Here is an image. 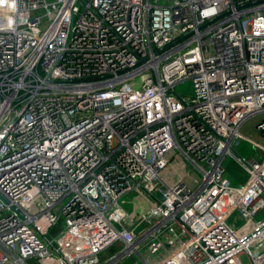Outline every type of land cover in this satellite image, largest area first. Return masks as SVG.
<instances>
[{"label": "built area", "instance_id": "1", "mask_svg": "<svg viewBox=\"0 0 264 264\" xmlns=\"http://www.w3.org/2000/svg\"><path fill=\"white\" fill-rule=\"evenodd\" d=\"M159 1L0 0V264H261L264 0Z\"/></svg>", "mask_w": 264, "mask_h": 264}, {"label": "rangeland", "instance_id": "2", "mask_svg": "<svg viewBox=\"0 0 264 264\" xmlns=\"http://www.w3.org/2000/svg\"><path fill=\"white\" fill-rule=\"evenodd\" d=\"M163 0H160L159 2H162ZM46 19V18H45ZM175 91L183 94V95H190L192 94V84L190 80H184L181 83H178L175 85ZM257 115L249 116L246 118L242 124L239 127V131L250 137L251 139L258 141L261 144H264V136L261 132H259L255 128V124L258 120ZM240 145L237 146L236 152L237 154L241 156H255L257 159H260L261 152L255 148L251 143L247 142L246 140L240 139ZM223 166L226 170L227 177L231 180L232 184L234 185H241L244 184L248 179V173L247 171L234 159L231 158L229 155L225 156L223 158ZM134 197V200L136 201L138 198L136 195L130 193V195L123 196L120 200L122 203V206L125 210L129 211L132 208V198ZM132 202V204H131ZM135 210L139 212V209L135 207ZM143 211V210H142ZM63 227L62 224L56 225L51 234L53 236H56L59 229ZM61 243H66V240H61V237L58 239ZM75 239L71 240V242H74ZM86 243V241L82 240ZM143 244V243H142ZM141 244V245H142ZM140 245V246H141ZM123 248V244L121 242H116L112 246L106 248L104 251H102L99 254L100 264H102L105 260H107L110 256L113 254H118L119 251ZM68 249L70 250V246H68ZM80 249V248H79ZM71 251V250H70ZM74 252V251H72ZM165 253L164 249H160L156 254L149 255L148 251L146 250V246H142L139 250V254L137 253H131L130 255L123 256L122 258L118 259L113 264H145L142 258L139 255H143V257H146L149 255L151 260L158 259L162 257ZM241 260L246 263L247 259L245 255L241 256ZM258 262L261 264H264V252L258 257ZM33 264V263H30Z\"/></svg>", "mask_w": 264, "mask_h": 264}, {"label": "water", "instance_id": "3", "mask_svg": "<svg viewBox=\"0 0 264 264\" xmlns=\"http://www.w3.org/2000/svg\"><path fill=\"white\" fill-rule=\"evenodd\" d=\"M0 198H1V200H2L3 202L8 203V201H7L3 196L0 195ZM11 209L14 210V211L20 216L19 212H18L13 206H11ZM123 254H124L123 252H120L119 254H117L116 256H113V257L110 258L108 261L103 262L102 264H113V263H115L118 259L122 258Z\"/></svg>", "mask_w": 264, "mask_h": 264}]
</instances>
